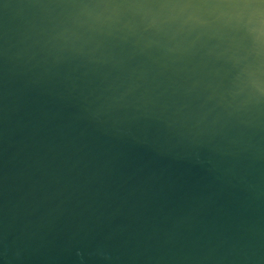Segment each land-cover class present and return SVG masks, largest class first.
<instances>
[{"label":"water","instance_id":"water-1","mask_svg":"<svg viewBox=\"0 0 264 264\" xmlns=\"http://www.w3.org/2000/svg\"><path fill=\"white\" fill-rule=\"evenodd\" d=\"M0 264H264V0H0Z\"/></svg>","mask_w":264,"mask_h":264}]
</instances>
